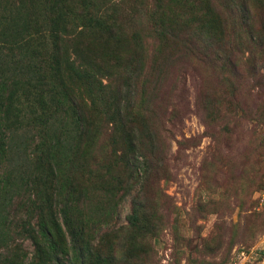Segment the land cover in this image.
<instances>
[{
    "label": "rangeland",
    "instance_id": "1",
    "mask_svg": "<svg viewBox=\"0 0 264 264\" xmlns=\"http://www.w3.org/2000/svg\"><path fill=\"white\" fill-rule=\"evenodd\" d=\"M122 2L107 0L101 12L107 22L114 16L126 18L127 42L137 43L124 87L103 77L110 90L103 97L92 95L99 83L92 87L81 78L85 63L77 53V37L65 43L67 82L77 95L76 106L82 112L103 102L92 127L103 139L83 172L63 155L57 157L65 179L78 177L71 181L87 210V238L101 242L106 252L113 247V264H264V0ZM136 2L135 11L131 6ZM205 3L221 14L223 24L203 13ZM23 5V0H0V84L8 79L4 97L9 93L12 101L5 106L14 110L6 115L25 121L22 129L13 127L7 134L8 160L0 164L4 195L28 175L27 161L40 142L38 131L25 125L27 113L46 108L32 94L25 95L8 70L16 55L11 45L15 37L23 39L14 26L23 30L27 19L26 27L33 29L38 20L22 11ZM192 9L201 19L190 23L196 17ZM124 25L120 20L119 26ZM39 38L27 37V51L40 45ZM57 117V127L50 124L59 131L64 113ZM69 122L71 129L58 132L62 143L78 138L75 116L69 114ZM123 124L135 135L132 145L126 141L129 152L121 143ZM22 190L20 203L28 201ZM56 195L49 199L53 211L64 201ZM11 204L2 234L13 246L9 254L28 256V262L35 247L24 230L22 235L16 230L26 211L13 218L18 205ZM136 211L139 223L134 226ZM38 215L28 216L34 228ZM65 239L70 241L69 234ZM60 261L70 264L64 257Z\"/></svg>",
    "mask_w": 264,
    "mask_h": 264
},
{
    "label": "trees",
    "instance_id": "2",
    "mask_svg": "<svg viewBox=\"0 0 264 264\" xmlns=\"http://www.w3.org/2000/svg\"><path fill=\"white\" fill-rule=\"evenodd\" d=\"M105 1L107 0H23L24 5L21 10H28L38 17L33 29L37 27L39 30H36L34 34H28L33 29H30L31 26L26 27V24L29 25L27 19L26 24H23L24 28L21 26L23 30L20 31L19 24L14 26L15 34L23 39L19 40L15 37L16 41H13L14 44L11 45L15 49L10 48V50L14 51L16 55L15 59L8 63L12 66L8 70H12L13 81L19 85L25 95L32 94L46 108L37 110L35 114L27 113L30 117L27 118L25 125L31 130L38 131L40 141L32 158L29 157L27 161L31 165L28 175L22 176L21 184L15 185L14 191L9 190L5 195L3 191L0 192V238L2 237L0 240V264H62L61 257L67 258L70 264L114 263L113 247L106 252V246L101 242L95 244L93 240L87 238L86 228L89 227V221L87 218L85 219L87 210L85 204L81 205L82 200L77 196L78 188L74 181H71L78 180V177L72 176L70 181L65 179L61 168L63 162L61 158H57L58 154L63 155L72 168L83 172L85 164H88L92 154L100 149L101 143L99 142H101V138L103 139L102 135L95 136L97 133L92 132V127L99 121V119H94L95 111L103 102L97 106L95 103L89 110L84 109L81 112L79 106H76L77 95L67 82L71 80V77L67 76V60H65V56L68 55L65 43L70 41L68 37L75 36L79 41V52L77 53L85 63L81 78L88 80L92 87L96 81L99 83L100 90L98 89V92L95 93L93 89L91 90L95 97L96 95L103 97V93L111 88V84L104 85L100 79L104 77L110 83L113 80H119L124 87L126 75L134 67L132 55L137 43L127 42L128 37L124 34L126 31L124 23L127 20L114 16L107 22L101 12ZM175 1L177 3L182 0ZM121 2L122 0H119V4ZM122 4H125V1ZM138 5L140 2H136V5L131 8L136 11ZM116 8L118 11V6L114 10ZM239 10L240 6L237 7V13ZM203 13L211 16L215 24H223V20L220 18L221 14L217 15L212 5L207 6L205 3ZM232 13L236 14L234 11ZM192 15L196 17L189 21L190 23L201 19V14L194 12V9H192ZM120 20L123 27L119 26ZM10 24L4 28V37L8 36L7 28L10 29ZM32 35L42 38L41 40L39 38L40 45L30 52L27 51L26 39ZM134 37L139 42L138 36ZM50 47L52 50L48 51ZM128 53L130 56H126ZM93 70L96 73H93ZM5 83H8V79L0 84V164L8 160L5 158L8 132L13 127L17 128V131L19 128L22 129L25 122L11 121L10 117L6 115L9 110L10 112L14 110L11 105L8 106L9 109L5 106V102L9 105L12 101L11 94L8 93L7 97H4ZM14 90L16 92L15 84ZM110 107L111 105L108 110ZM58 112H63L65 117L63 120L61 119L60 133L64 132L67 126L71 129L69 114L75 116L76 130L73 133L78 137L74 138L76 143L71 139H66L62 143L58 136L59 131L50 124L53 121L57 127ZM113 123L118 131L115 119H113ZM11 133L13 132L11 131ZM120 133L121 143L125 144L123 151H131V141L135 139L133 128L123 124ZM126 141L131 145H126ZM62 144L64 145L60 147ZM3 157L4 159H2ZM21 189H23L22 196L24 193L28 194L27 202L22 199L20 203L21 193L19 191ZM54 190L58 195L53 192ZM82 193L80 191V195ZM51 195L64 198L62 204H56L55 211L49 206ZM10 203L18 205V210L17 208L14 210L16 214H12L13 218L20 217L21 210L26 211L27 218L25 220L20 218L16 230L19 235H22L20 231L24 230L35 247L34 255L28 262L25 261L28 256L16 254L17 257H15L9 254L13 246L10 242H6L8 236L5 238L2 234L4 230L1 226L6 224V212ZM37 212L39 213L38 222L34 228L27 220L28 216L31 220ZM138 213L139 211L135 212L133 217L135 221L131 222L134 226L139 223ZM66 234L70 236L68 242L65 239ZM17 258H21L20 261Z\"/></svg>",
    "mask_w": 264,
    "mask_h": 264
}]
</instances>
